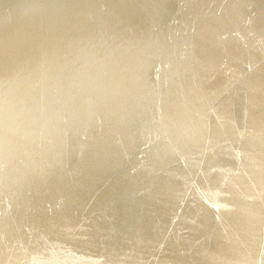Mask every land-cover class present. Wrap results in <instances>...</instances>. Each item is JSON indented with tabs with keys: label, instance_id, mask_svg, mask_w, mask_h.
Segmentation results:
<instances>
[{
	"label": "bare ground",
	"instance_id": "bare-ground-1",
	"mask_svg": "<svg viewBox=\"0 0 264 264\" xmlns=\"http://www.w3.org/2000/svg\"><path fill=\"white\" fill-rule=\"evenodd\" d=\"M0 264H264V0H0Z\"/></svg>",
	"mask_w": 264,
	"mask_h": 264
}]
</instances>
